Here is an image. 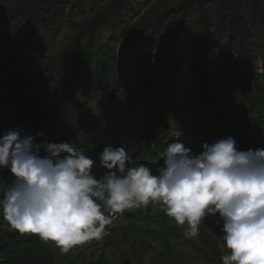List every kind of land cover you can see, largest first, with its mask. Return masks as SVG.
I'll return each instance as SVG.
<instances>
[{"label":"rangeland","instance_id":"rangeland-1","mask_svg":"<svg viewBox=\"0 0 264 264\" xmlns=\"http://www.w3.org/2000/svg\"><path fill=\"white\" fill-rule=\"evenodd\" d=\"M187 1L122 0L75 79V105L70 106L64 78L88 38L74 41L107 13L113 0H0V136L19 129L24 135L42 132L46 140L38 137V143H61L76 133L82 150L94 141L127 138L134 165H146L155 173L163 163L154 139L166 108L161 77L167 71L170 41L181 28V40L173 49L174 108L163 148L175 140L186 143L195 120L204 136L217 131L220 120L211 104L213 93L221 97L233 125L249 127L260 113L258 91L264 95V0H201L211 26L207 45L205 22L197 8L186 11ZM39 4L49 11L47 17L39 16ZM33 28L37 37L27 51L23 44ZM207 48L212 49L209 54ZM234 139L242 149L241 140ZM45 155L49 153L41 149ZM222 226L219 215L208 217L201 222L199 235L188 239L183 235L187 224L177 225L162 205L150 203L118 214L109 225L110 234L100 240L68 252L47 244L25 260L223 264L221 257L229 250ZM0 228L14 231L2 212Z\"/></svg>","mask_w":264,"mask_h":264},{"label":"clouds","instance_id":"clouds-1","mask_svg":"<svg viewBox=\"0 0 264 264\" xmlns=\"http://www.w3.org/2000/svg\"><path fill=\"white\" fill-rule=\"evenodd\" d=\"M38 137L46 140L42 132L24 135L19 129L0 136V170L12 174L0 186V212L21 235L68 252L102 239L118 214L160 204L177 225L187 224L188 239L199 235L202 221L219 215L229 250L223 264H264V149L241 151L229 136L194 154L175 140L154 173L134 165L123 146H106L98 154L106 172L97 178L96 161L82 149L38 143ZM41 149L49 155L41 156Z\"/></svg>","mask_w":264,"mask_h":264},{"label":"trees","instance_id":"trees-1","mask_svg":"<svg viewBox=\"0 0 264 264\" xmlns=\"http://www.w3.org/2000/svg\"><path fill=\"white\" fill-rule=\"evenodd\" d=\"M186 11L194 8H197L201 14V18L206 25L205 31V42L207 45L208 36H211L210 33V19L205 13V9L202 6L201 0H189L187 1ZM40 17H47V9L39 4ZM122 7V0H113L111 8L107 13L100 18L98 21L92 23L88 26L74 41V44L78 43L79 40L83 38H88L87 44L83 52L78 55L72 62L69 73L64 78V87L63 91L66 96V100L70 106H74V95H73V85L78 74L85 69L86 64L90 58V52L94 49L97 42V35L99 31L106 27L111 19H113L116 14L120 11ZM183 30H179L178 34L173 37L170 41L167 58L168 65L167 71L162 74V79H165L166 92L164 95L166 101V108L163 111V114L160 116L158 125L156 128V135L154 139L158 141L159 150L163 151V137L165 134L168 117L170 112L174 108V96H175V87H174V75L177 71V62L176 54L174 53V46L181 40ZM37 37V32L35 28L31 30V33L28 35L23 46L30 50L34 46L35 39ZM209 54L212 49L207 48ZM66 60V59H64ZM208 87V86H207ZM209 89V87H208ZM259 99V115L254 119V121L249 125V127H239L238 124H234L233 119L226 117L222 105V99L218 94L213 93V98L211 99V104L214 107L215 114L218 116L220 122L217 128V131L213 132L211 135L204 136L200 127L198 126L199 121L195 120L193 129L191 133L188 134V141L186 142L189 147H191L194 154H200L203 151V144H211L213 141L226 138L231 136L234 138L237 136L242 143L241 151H247L248 149H264V95L262 91H258ZM74 124V123H73ZM74 129V131H76ZM128 140L127 138H120L118 140L114 139L113 142H98L94 141L92 146L83 150L86 155L90 156L93 160L96 161V165L93 168V174L100 178L104 175L106 170L100 166L98 154L103 151L106 146L121 147L123 146L126 150L128 149ZM68 143L75 145L77 148L82 149L78 143L76 133H73L67 140ZM137 164V163H135ZM12 174L7 170H0V186L6 185L11 178ZM108 228H110L108 226ZM53 242L49 241L47 243L41 241L38 236L32 234L21 235L17 231H5L3 232L0 228V264H26V257L33 255L43 246L47 244H52Z\"/></svg>","mask_w":264,"mask_h":264},{"label":"built area","instance_id":"built-area-1","mask_svg":"<svg viewBox=\"0 0 264 264\" xmlns=\"http://www.w3.org/2000/svg\"><path fill=\"white\" fill-rule=\"evenodd\" d=\"M117 219H118V215H117V218L113 222H116ZM106 233L110 234V228H108V227L106 228Z\"/></svg>","mask_w":264,"mask_h":264}]
</instances>
